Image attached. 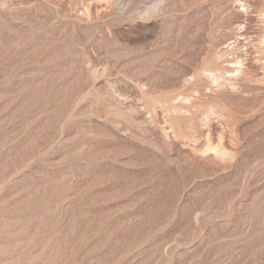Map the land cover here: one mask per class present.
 <instances>
[{
	"label": "rangeland",
	"instance_id": "obj_1",
	"mask_svg": "<svg viewBox=\"0 0 264 264\" xmlns=\"http://www.w3.org/2000/svg\"><path fill=\"white\" fill-rule=\"evenodd\" d=\"M0 264H264V0H0Z\"/></svg>",
	"mask_w": 264,
	"mask_h": 264
}]
</instances>
